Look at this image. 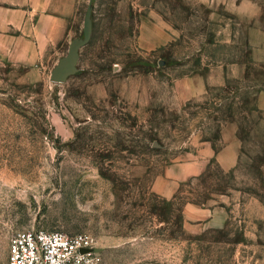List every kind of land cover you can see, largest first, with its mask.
Returning a JSON list of instances; mask_svg holds the SVG:
<instances>
[{
    "label": "rangeland",
    "instance_id": "obj_1",
    "mask_svg": "<svg viewBox=\"0 0 264 264\" xmlns=\"http://www.w3.org/2000/svg\"><path fill=\"white\" fill-rule=\"evenodd\" d=\"M79 5L80 23L37 69L0 57V264L23 229L89 233L102 264H264V211L249 207L253 197L264 205V64L253 62L248 41L256 22L219 0ZM89 6L92 35L78 71L51 81L70 42L84 37ZM233 63L247 78L204 99L179 97L177 81ZM233 128L242 142L234 169L215 160L173 198L157 192L171 164L204 141L219 150ZM221 194L236 200L223 217L185 221L186 202Z\"/></svg>",
    "mask_w": 264,
    "mask_h": 264
},
{
    "label": "crops",
    "instance_id": "obj_2",
    "mask_svg": "<svg viewBox=\"0 0 264 264\" xmlns=\"http://www.w3.org/2000/svg\"><path fill=\"white\" fill-rule=\"evenodd\" d=\"M221 2L242 19L256 22L249 29L248 41L253 62L264 64V27L258 24L263 8L259 1L219 0ZM80 17L79 0H0V57L11 64L35 70L44 62L47 49L58 45L76 29ZM247 76L244 64H218L205 73L177 81L175 86L179 97L190 101L204 99L210 88L223 87L228 79L243 80ZM257 103L264 112V91L258 94ZM222 137L223 145L219 150L211 141H204L198 149L189 152L185 160L171 164L169 170L159 177L157 192L167 199L173 198L182 183L204 173L215 160L226 170L234 169L242 147L237 129H224ZM231 200H234L232 195L221 194L219 201L213 199L212 203L186 202L183 217L189 223H212L224 216ZM249 201V207L253 204L264 211L259 199L253 197Z\"/></svg>",
    "mask_w": 264,
    "mask_h": 264
},
{
    "label": "built area",
    "instance_id": "obj_3",
    "mask_svg": "<svg viewBox=\"0 0 264 264\" xmlns=\"http://www.w3.org/2000/svg\"><path fill=\"white\" fill-rule=\"evenodd\" d=\"M102 250L85 232L23 229L9 241L7 264H102Z\"/></svg>",
    "mask_w": 264,
    "mask_h": 264
},
{
    "label": "water",
    "instance_id": "obj_4",
    "mask_svg": "<svg viewBox=\"0 0 264 264\" xmlns=\"http://www.w3.org/2000/svg\"><path fill=\"white\" fill-rule=\"evenodd\" d=\"M91 35V6H89L84 21V37L75 38L70 42L67 55L62 57L51 71V81L64 83L70 75L75 74L78 71L77 65L80 57L79 50L89 43Z\"/></svg>",
    "mask_w": 264,
    "mask_h": 264
}]
</instances>
